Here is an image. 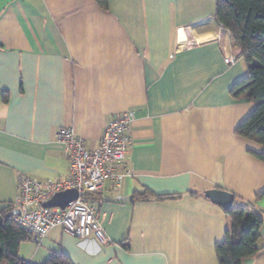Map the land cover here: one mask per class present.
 I'll return each instance as SVG.
<instances>
[{
	"label": "crops",
	"instance_id": "1",
	"mask_svg": "<svg viewBox=\"0 0 264 264\" xmlns=\"http://www.w3.org/2000/svg\"><path fill=\"white\" fill-rule=\"evenodd\" d=\"M215 10L216 0H0V212L12 209L20 175L68 177L60 127L96 148L113 115L135 113L116 165L131 175L88 196L110 241L56 226L21 243L25 261L219 264L230 220L205 191L227 190L264 215V162L252 152L262 145L234 132L252 108L230 92L246 65ZM258 245L242 264H264V222Z\"/></svg>",
	"mask_w": 264,
	"mask_h": 264
},
{
	"label": "trees",
	"instance_id": "2",
	"mask_svg": "<svg viewBox=\"0 0 264 264\" xmlns=\"http://www.w3.org/2000/svg\"><path fill=\"white\" fill-rule=\"evenodd\" d=\"M108 7V0H97ZM216 20L228 29L239 48L238 58L246 65V75L236 81L231 94L239 98L246 95L252 103L248 114L238 123L234 132L262 145L260 151H252L264 162V0H216ZM8 99V92H3ZM147 197V193H141ZM264 196V188L258 194ZM160 198L165 195H156ZM230 222L223 242L216 245L219 264H242L243 259L259 250L258 240L264 215L252 210L248 204L234 203L226 211ZM8 210H2L0 223V264H31L19 254L23 241L31 234L18 222L8 217ZM43 264H73L65 255L54 254Z\"/></svg>",
	"mask_w": 264,
	"mask_h": 264
},
{
	"label": "built area",
	"instance_id": "3",
	"mask_svg": "<svg viewBox=\"0 0 264 264\" xmlns=\"http://www.w3.org/2000/svg\"><path fill=\"white\" fill-rule=\"evenodd\" d=\"M236 60L234 55L226 58L230 64ZM134 119L132 110L113 115L96 148H90L73 126H62L56 131L55 138L64 144L70 159L68 177L62 181H43L20 175L19 194L12 206L19 208L16 221L31 234L33 241L40 242L56 226L78 239L93 236L102 244L110 241L88 196L97 192L106 179L120 186L124 178L131 175L130 171L117 172L116 165L127 160ZM69 188H76L79 195L65 208L44 206L55 193Z\"/></svg>",
	"mask_w": 264,
	"mask_h": 264
},
{
	"label": "water",
	"instance_id": "4",
	"mask_svg": "<svg viewBox=\"0 0 264 264\" xmlns=\"http://www.w3.org/2000/svg\"><path fill=\"white\" fill-rule=\"evenodd\" d=\"M207 197H209L213 202L220 204L225 210L230 209L234 204L235 196L233 193L220 189L213 188L205 191ZM78 190L76 188H69L61 190L55 193L50 199L44 202V206L48 207H61L65 208L67 204L78 198ZM126 199H133V196H128ZM20 213L19 208H12L8 211L7 216L12 217ZM3 216L0 214V223L3 222Z\"/></svg>",
	"mask_w": 264,
	"mask_h": 264
}]
</instances>
